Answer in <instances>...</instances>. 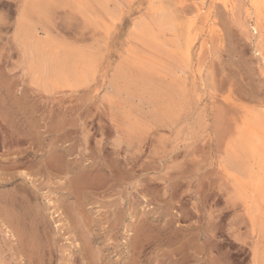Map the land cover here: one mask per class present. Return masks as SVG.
<instances>
[{
  "label": "rangeland",
  "instance_id": "1",
  "mask_svg": "<svg viewBox=\"0 0 264 264\" xmlns=\"http://www.w3.org/2000/svg\"><path fill=\"white\" fill-rule=\"evenodd\" d=\"M25 1L0 0V264H264V183L245 198L225 165L250 125L263 145L245 160L264 181V0L37 2L29 20L39 37L96 58L88 83L52 92L17 64ZM165 3L174 33L155 22ZM137 22L157 45L190 47L173 116L152 117L160 46L132 36ZM125 58L126 74L147 84L109 101L104 89Z\"/></svg>",
  "mask_w": 264,
  "mask_h": 264
},
{
  "label": "bare ground",
  "instance_id": "2",
  "mask_svg": "<svg viewBox=\"0 0 264 264\" xmlns=\"http://www.w3.org/2000/svg\"><path fill=\"white\" fill-rule=\"evenodd\" d=\"M260 1L257 2L255 0V2H257L256 4L260 3ZM37 2L41 3L43 2V0H26L23 3V10L20 12L19 17L15 24L13 40L16 43L19 51V58L17 61L18 66L21 67L23 71L28 72L30 74V81L32 84L36 85L38 88L42 89L45 92H52L56 89L63 87H77L82 84L88 83L93 77L96 70V58L94 57V55H91L85 49L77 48L68 43L57 42L54 39H52L49 35L45 37H39L38 31L36 29V25L31 20H29L30 10ZM262 2L264 5V1ZM262 2L260 4H262ZM73 4H75V6L79 10L81 8L82 3H80L79 5V3L76 1ZM257 8H259L258 10H260L262 7L261 8L257 7ZM113 12H111L112 15ZM82 14L86 15V12L83 11ZM176 16L177 15H175V12L169 7L167 3L161 5V7L159 8V12L155 16V22L158 25L161 33L166 34L167 31H171L172 33H174L176 31L177 19H178V17ZM132 36L138 39L143 44L147 45V47L149 48L157 49L156 46L158 45L160 46L159 49H157L161 53L160 67L156 68V71L159 75L160 87L158 89L157 94L159 96V101L161 105L160 107H155L152 117L155 118L158 115L161 119H163L173 116L172 113L175 112L176 107H178L182 101V94L177 90V85L175 84L174 80L183 67V63L186 59L185 54L188 55V50L190 47L188 48L186 46L188 50L185 53L184 50L186 48L183 50L177 40H172L171 49L168 46L167 42L165 41H162L160 44L157 45L158 37L156 36V33H154L152 29L147 26L146 23L142 24L141 22L135 23L133 27ZM128 58L127 59L125 58L124 60H122V62H119L117 64V66L114 69L115 71L113 75L110 76L108 79V82L103 92V97L107 98L109 101H111V98H114L116 100H122L124 102H128L134 96V90L132 88L134 84H138L140 88L146 86L147 84V82L145 80H142L141 78L137 79L136 77L131 76L130 74L128 75L126 74L125 72L126 65L124 64V62L125 61H127V63L130 62ZM130 60L134 62L132 59ZM134 116L136 117L137 115ZM145 123H147V120ZM247 127L249 129H244V131L243 130L241 131L239 135V139L236 142V145L233 146V148H231L230 150V153H228V157L225 162V165L228 174L231 175L232 177L234 188L237 191H239V193L243 195V197L252 199L253 194L251 189L261 188V185L264 183V181H262L261 178L259 177L257 179L252 178L253 166L250 165L248 163L249 160L247 161L245 160V158H247V156L259 158L258 155H261L263 142L261 136L258 135V133L255 132L250 125ZM124 128L125 130L130 131L132 128H134V123L129 122L126 124V126H124ZM237 131H239V129ZM246 135L248 136V139ZM240 152L242 156H239L238 153ZM58 162L62 163L61 161L57 160L56 165H58V169L55 167L54 169L60 170L59 167L63 165L57 164ZM60 173L62 172L60 171ZM13 182L14 181L10 182V184H12ZM248 187L251 189L245 195L244 190L248 189ZM78 194H80V192ZM73 195L74 197H76L77 193H75L74 191ZM66 196H69V194H66ZM74 197H73L74 200L72 201L78 202L76 200L79 199L75 200ZM9 198L10 200H13L11 199L12 195ZM261 198L264 199V196ZM20 201L21 199L19 198V201L17 202L15 201V205H19ZM10 204L12 205L14 203H10ZM6 212H7L6 210L3 212L4 215ZM9 218H11V216Z\"/></svg>",
  "mask_w": 264,
  "mask_h": 264
}]
</instances>
